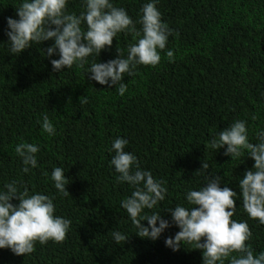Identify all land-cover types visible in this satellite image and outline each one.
Segmentation results:
<instances>
[{"label": "trees", "instance_id": "obj_1", "mask_svg": "<svg viewBox=\"0 0 264 264\" xmlns=\"http://www.w3.org/2000/svg\"><path fill=\"white\" fill-rule=\"evenodd\" d=\"M112 2L135 22L147 0ZM18 3L0 0V187L16 179L30 193L53 196L55 214L71 223L63 241L36 242L29 254L0 249V264H203L201 249L181 244L172 251L164 240L179 230L166 209L183 202L188 188L204 186V176L219 177L220 187L236 192L232 219L247 221L252 235L246 243L254 254L264 251V225L244 212L238 186L253 160L244 155L231 161L226 145L216 150L207 145L235 120L246 121L253 143L264 127V0H159L161 20L172 32L156 66L138 65L131 77H122L127 84L122 96L115 85L90 80L87 63L53 71L50 60L58 55H46L51 38L11 54L5 18H17ZM66 10L79 14L81 0H68ZM134 42L132 33H118L95 60L114 59L116 49L126 54ZM43 114L56 129L52 136L40 129ZM117 136L128 140L124 150L142 169L165 181V201L154 210L169 227L156 240L137 236L120 207L130 189L117 183L109 164L108 149ZM21 140L39 145L37 167L29 173L20 171L14 152ZM203 161L207 169H201ZM54 166L64 169L68 196L53 187ZM117 230L127 235L120 244L111 237Z\"/></svg>", "mask_w": 264, "mask_h": 264}, {"label": "clouds", "instance_id": "obj_2", "mask_svg": "<svg viewBox=\"0 0 264 264\" xmlns=\"http://www.w3.org/2000/svg\"><path fill=\"white\" fill-rule=\"evenodd\" d=\"M68 0H19L16 19L6 17L7 47L11 54H19L30 43L53 40L46 55L51 59L53 71L70 69L74 64L88 67L89 79L99 85H115L117 95H123L127 84L122 77H131L138 65L156 66L160 51L165 50L172 30L161 20L156 7L159 0H147L139 9L138 20L133 21L123 7L112 0H81L83 11L79 14L66 10ZM140 25L137 29L136 24ZM49 25L54 27H49ZM133 34L134 43H129L125 52L116 49L117 56L106 62H97L95 57L102 49L110 46L118 33ZM165 55L169 62L173 51ZM256 120L255 114L251 116ZM40 129L52 136L56 129L47 114L38 121ZM256 142H250L245 120H235L221 131H216L207 141L211 149L224 147V155L231 161L247 155L253 160L251 170H246L238 186L241 207L250 219L264 225V127L255 132ZM128 140L117 136L108 149L113 153L109 164L117 173V183L124 182L130 192L120 200V207L137 236L156 240L169 227L168 220L154 209L165 201L168 189L165 181L153 176L151 170L142 169L137 157L125 151ZM39 145L21 140L14 147L21 159L22 173L37 167ZM209 167L207 161L201 169ZM202 175V172H197ZM53 187L58 193L68 196L65 185L68 180L64 169L54 166L50 172ZM204 186L188 188L183 202L166 209L172 223L179 229L172 237L164 240L166 247L176 251L181 244L201 249L203 264H264V251L253 252L246 241L251 239L247 221L232 219L236 192L227 186L220 187V178L204 176ZM17 199L13 205L11 199ZM54 197L29 192L19 180L13 179L0 187V249L7 247L16 255L29 254L34 244L48 241L61 242L70 226V219L55 214ZM146 221L147 225L141 223ZM112 240L120 244L127 235L121 231L111 232ZM203 241L201 242V238ZM235 253V255H233Z\"/></svg>", "mask_w": 264, "mask_h": 264}]
</instances>
